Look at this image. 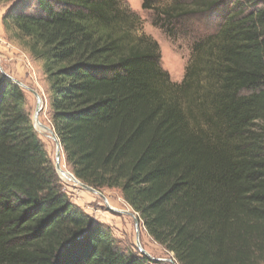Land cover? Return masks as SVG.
<instances>
[{"label": "trees", "instance_id": "16d2710c", "mask_svg": "<svg viewBox=\"0 0 264 264\" xmlns=\"http://www.w3.org/2000/svg\"><path fill=\"white\" fill-rule=\"evenodd\" d=\"M225 1L157 16L182 36L185 17ZM232 6L194 38L180 84L117 0H18L3 18L44 64L66 166L98 192L119 191L178 264H264V3ZM0 264H164L122 249L72 204L26 91L2 75Z\"/></svg>", "mask_w": 264, "mask_h": 264}, {"label": "rangeland", "instance_id": "374dc122", "mask_svg": "<svg viewBox=\"0 0 264 264\" xmlns=\"http://www.w3.org/2000/svg\"><path fill=\"white\" fill-rule=\"evenodd\" d=\"M17 1H0V75L19 81L39 94L43 101L39 120L43 125L52 129L50 124V85L44 73V64L42 61L33 58L27 46L28 41H25L26 44H24L23 41L16 37V33L12 28L7 30L4 25V15ZM117 1L122 9L132 13L138 19L136 34H144L157 41L161 50V65L170 75L172 82L177 84H180L185 77L186 69L191 59L194 38L215 33L217 27L225 21L235 2V0H226L217 12L193 14L185 17L182 22L185 31H180L183 35L171 37L162 28L161 24L164 20L157 16V11L161 12L165 8L172 6L188 7L195 0ZM258 1L264 3L262 0ZM144 4L148 5L149 8L144 9ZM24 90L26 91L29 108L33 111L34 117L37 99L31 92ZM37 132L41 135L46 149L55 162V143L48 138V133L39 130ZM62 164L70 170L66 166L65 160H62ZM60 179L72 204L76 208L89 215L94 222L108 227L122 249L130 252L139 251L135 226V219L139 217L128 206L119 191L106 190L100 192L105 196V201L97 194L65 182L61 177ZM141 244L150 259L154 261L161 260L164 264H178L172 254H168L162 247L152 241L142 226Z\"/></svg>", "mask_w": 264, "mask_h": 264}, {"label": "water", "instance_id": "95a60500", "mask_svg": "<svg viewBox=\"0 0 264 264\" xmlns=\"http://www.w3.org/2000/svg\"><path fill=\"white\" fill-rule=\"evenodd\" d=\"M9 78V77H8ZM16 85H18L19 87L23 88V89H26L28 90L29 92H31L37 99V107H36V110H35V114H34V123H35V128L39 131H43L45 133H48V138L53 141L55 143V147H56V153H55V169H56V172L58 173V175L61 177V175H69L71 177V183L74 185V186H79L81 187L82 189H84L85 191H88V192H91V193H94V194H97L99 195L100 197H102L105 201H106V198L105 196L98 192L97 190L81 183L75 176L74 174L72 173L71 170H68L67 168L62 167V160H63V157H64V153H63V149H62V146H61V143H60V140L57 136V134L55 133L54 130L51 131V129L45 125H43L40 120H39V115H40V111H41V107H42V98L39 96V94L34 91V90H31L29 88H27L23 83L19 82V81H15L13 79H11ZM42 134V133H41ZM135 226H136V231H137V248L139 249V251H141L142 254L147 255V253L145 252V250L143 249L142 247V244H141V225H140V221L139 219H135ZM149 257V256H148ZM156 262H162L161 260H156Z\"/></svg>", "mask_w": 264, "mask_h": 264}, {"label": "bare ground", "instance_id": "6f19581e", "mask_svg": "<svg viewBox=\"0 0 264 264\" xmlns=\"http://www.w3.org/2000/svg\"><path fill=\"white\" fill-rule=\"evenodd\" d=\"M53 129H51V131H52ZM63 161H64V157H63ZM62 167H63V169H64V166H63V164H62ZM61 178L65 181V182H69V183H71V177L69 176V175H61Z\"/></svg>", "mask_w": 264, "mask_h": 264}]
</instances>
